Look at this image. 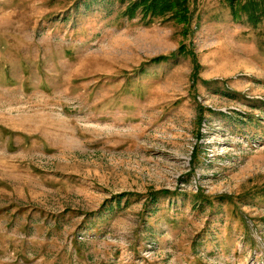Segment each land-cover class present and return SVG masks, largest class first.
Listing matches in <instances>:
<instances>
[{"label":"rangeland","instance_id":"obj_1","mask_svg":"<svg viewBox=\"0 0 264 264\" xmlns=\"http://www.w3.org/2000/svg\"><path fill=\"white\" fill-rule=\"evenodd\" d=\"M126 3L0 0V264H264V0Z\"/></svg>","mask_w":264,"mask_h":264},{"label":"trees","instance_id":"obj_2","mask_svg":"<svg viewBox=\"0 0 264 264\" xmlns=\"http://www.w3.org/2000/svg\"><path fill=\"white\" fill-rule=\"evenodd\" d=\"M120 1L123 3V0ZM191 1L192 0H127L122 13L126 15L127 18H133L135 13L138 12L140 19L146 24L152 21L186 24L189 19L188 6ZM229 1L231 2V0ZM160 58H156L154 61L161 60ZM160 195L161 194L156 195L155 193H148L143 207L145 208L150 204H154L157 197ZM122 197H124V195L117 196L115 202L118 204Z\"/></svg>","mask_w":264,"mask_h":264}]
</instances>
